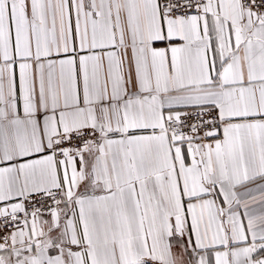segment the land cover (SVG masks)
Returning a JSON list of instances; mask_svg holds the SVG:
<instances>
[{"label": "snow or ice", "instance_id": "snow-or-ice-1", "mask_svg": "<svg viewBox=\"0 0 264 264\" xmlns=\"http://www.w3.org/2000/svg\"><path fill=\"white\" fill-rule=\"evenodd\" d=\"M0 264H264V0H0Z\"/></svg>", "mask_w": 264, "mask_h": 264}]
</instances>
